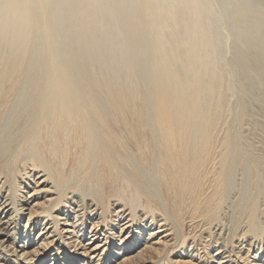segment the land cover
I'll list each match as a JSON object with an SVG mask.
<instances>
[{
	"label": "bare ground",
	"instance_id": "bare-ground-1",
	"mask_svg": "<svg viewBox=\"0 0 264 264\" xmlns=\"http://www.w3.org/2000/svg\"><path fill=\"white\" fill-rule=\"evenodd\" d=\"M0 264H264V0H0Z\"/></svg>",
	"mask_w": 264,
	"mask_h": 264
}]
</instances>
